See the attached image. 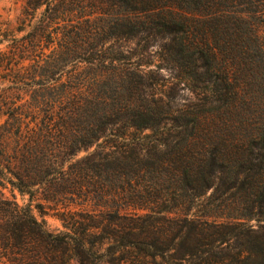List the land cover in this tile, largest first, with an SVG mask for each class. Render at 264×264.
I'll list each match as a JSON object with an SVG mask.
<instances>
[{
    "label": "trees",
    "instance_id": "16d2710c",
    "mask_svg": "<svg viewBox=\"0 0 264 264\" xmlns=\"http://www.w3.org/2000/svg\"><path fill=\"white\" fill-rule=\"evenodd\" d=\"M258 1L24 0L20 22H35L27 41L46 37L62 42L66 56L75 58L72 67L84 63V69L95 67L110 76L101 74L98 80L95 75L83 88L70 81L77 72L62 81L57 69L51 98L41 101L50 121L40 126L34 112L41 103L8 105L9 112L4 110L5 96L0 97V116H6L0 124V264L4 258L6 264H72V259L79 264H141L144 258L153 264H264V138L256 127L248 137L236 136L238 128L246 133L250 123L233 117L236 111L240 116L243 107L246 114L249 110L238 82L249 65L241 61L249 54L243 14ZM3 31L0 42L10 36ZM124 36L157 37L162 57L192 78L201 90L200 103L212 105L213 119L219 118V123L204 127L185 110L181 115L183 109L169 111L167 106L163 111L162 99L153 106L140 99L153 91V84L144 82L149 71L137 67L132 72L110 52L112 41ZM107 38L110 44L105 46L102 40ZM57 53L51 50L54 64ZM11 66L19 69L12 82L23 84L21 63ZM167 113L173 116L161 115ZM210 130L221 136L214 139L212 150L194 152L192 136L197 131L209 135ZM224 131L229 138L222 137ZM93 145L98 150L74 159L79 150ZM64 181L73 184L66 193L81 196L88 182L97 200L108 196L116 204L115 214L124 208L125 213L117 214L114 232L108 231L107 221L98 233L115 243L103 254L87 245L97 241L85 239L98 235L92 232L96 226L53 234L33 215L29 203L16 200L15 191L27 195L28 202L39 193V200L49 203L53 188L56 202L66 198L58 191ZM207 190V203L199 207L223 216L215 213L209 219L206 209L189 213L190 202ZM175 192L182 213L170 217L171 205L178 206ZM39 200L35 207L44 213ZM129 207L132 211H126Z\"/></svg>",
    "mask_w": 264,
    "mask_h": 264
},
{
    "label": "rangeland",
    "instance_id": "374dc122",
    "mask_svg": "<svg viewBox=\"0 0 264 264\" xmlns=\"http://www.w3.org/2000/svg\"><path fill=\"white\" fill-rule=\"evenodd\" d=\"M93 3V2H91ZM97 2L94 4L96 5ZM24 5V0H0V31L3 29L6 34H9L8 40H4L0 42V53H4V55H0V97L5 96L6 101L4 102V110L8 105L16 106L22 103H29L32 105H39L41 101L47 98H51V86L53 83V78L56 76L54 74L57 69L62 72L63 78L62 81L67 80V75L76 73L75 79H70L72 85H80L86 87L88 83L92 82L95 78L98 80L102 79L104 76H110V73L101 71L100 69H95L93 67L85 68L84 63H80L79 67H72V59L69 56H66L65 49L62 47L64 43L59 41H51L50 38L46 37H38V40L33 42L27 41L28 33L32 32L34 29L35 22L28 24V21L25 23H21V19L23 15L21 14L22 7ZM99 7H105V5L98 4ZM245 8V7H244ZM246 14V15H245ZM246 17L247 24L245 31V37L248 38L246 41L248 44L249 54L245 53L242 61V64L249 63L243 69V80L241 81L238 77V82H241L242 95L245 96L244 99L247 103H249V110L246 114V110L244 107L242 108L239 114L233 115V117H242L249 121V125L247 126V131L244 133L242 129H237V135L250 136L251 133H255L254 127L259 128L262 133L261 136L264 138V2L263 0L258 1L256 7L254 5L250 6V9L246 13L243 14V17ZM41 33V32H40ZM256 33L257 38L253 36ZM15 38V41L11 38ZM138 37V36H137ZM129 38L128 36H124L114 42L113 48L110 49V52L120 58L117 62L124 66L131 67V71L134 72L137 67L148 72L149 77H144V82L148 84L151 83L152 90L148 92L142 93L143 95L139 96L140 99H147V102L152 106L155 104L156 100L162 99L163 111L164 109L170 110H181V115L185 110L186 115L189 117H198V124H201L204 127H212L213 122L218 124L220 119L215 117L213 119L212 116V108L208 105L203 106L200 103V91L193 84L192 78H186L183 70L174 66L173 62L169 60L167 57L163 58L159 45L160 40L157 37L153 39L143 40L142 37ZM140 38V39H139ZM255 38V39H254ZM105 46L110 44L108 38L102 40ZM136 43H138L136 45ZM250 45V46H249ZM21 46V48H20ZM60 46V47H59ZM138 46L141 50L140 53H136ZM255 46L258 51H255ZM238 47V45H236ZM16 48V49H15ZM56 48L57 54L54 57V60L58 61V63L54 64L52 62V58L54 54H51V50ZM15 49V50H14ZM240 50V47H239ZM261 50V51H260ZM15 53L14 56L11 55ZM10 55V56H8ZM19 62L23 66L21 71V75H23V84L17 83L14 84L12 79L15 76V71L19 69H13L10 67L11 64ZM157 66V67H156ZM257 76V77H256ZM256 77V78H255ZM22 79V78H21ZM243 84V85H242ZM245 89V90H244ZM146 90V89H145ZM246 91V93H245ZM148 93H153V96H148ZM39 102V104H38ZM138 103L135 100V103ZM7 105V106H5ZM41 109L36 110L35 122L38 126L41 125V122L47 123L50 121V111L46 110V106H43L41 103ZM24 109V108H23ZM5 111H9L5 110ZM227 113V112H225ZM235 113V111H234ZM164 117L173 116L170 113L161 114ZM231 116L230 114L225 115L226 117ZM31 115H29L24 122L30 120ZM49 117V119H48ZM6 116H0V124L4 121ZM231 118V117H230ZM42 123V126L44 125ZM30 125H34L30 123ZM223 133L224 138H229L227 131L221 132ZM132 136H130L131 138ZM194 137L193 143L191 144L192 150L194 152H198L203 148L207 150H212V146L214 144V139L217 137H221L216 134V132L211 134V130L209 135L201 133L197 131L196 136ZM208 137V138H207ZM212 137V138H210ZM240 138V137H239ZM242 138V137H241ZM176 139L171 140V145L175 144ZM12 141L10 142L9 147L12 146ZM98 150L96 145L91 146L86 150H79L76 153L74 159H79L89 153ZM67 163L65 164V170H68ZM166 178V176H165ZM174 183V181H172ZM71 181H64L61 183V186L58 187V191L63 193L68 191V187H72ZM168 185V183L166 184ZM175 185V184H174ZM65 186V189H64ZM84 187H87L82 190L81 196H77L76 194L66 193V198L60 196L59 200L56 202H52V195L56 193V190L51 188V202L47 203L41 199V195L37 193L34 198L35 200L28 202L27 195H20L15 191V197L17 202L20 205L29 203L31 206V211L33 215L39 220L44 222L45 228L53 234L56 233H64L66 231L69 232V229L74 231H82V228L86 224L96 226L93 228V234L99 233L102 229L105 228L107 221L109 223L108 231L114 232L116 228H118L117 214L125 213L124 208H122L117 214L116 212V204L111 200L104 197L102 200L98 199L97 196L92 192V185L88 182L84 183ZM174 187V186H173ZM179 187V186H178ZM210 191L207 190L206 193L199 197L196 201H191L193 206L189 213L191 214H199L201 211L199 209L204 210L205 213H208L209 219L216 216H223L224 212H215L213 210H208V208L199 207L200 204L205 205L207 203V197L210 196ZM5 195L10 198V193L8 190H5ZM175 203L178 206H172L171 202H168L172 207L171 216H179L182 213L180 209L181 200H179L178 192H175ZM178 197H177V196ZM39 197V198H37ZM37 199L43 204L44 213H40L35 207L37 203ZM120 202V201H119ZM117 202V205L120 204ZM132 211L129 207L126 211ZM200 211V212H199ZM231 210H228V212ZM141 213V211H139ZM176 213V214H175ZM227 213V212H226ZM227 215V214H226ZM231 216H234L232 212ZM166 225V224H165ZM164 225V227H165ZM98 226V227H97ZM76 227V230H75ZM107 228V227H106ZM104 237V234L98 235H87L85 236L86 241H97L93 245H89L92 252L95 254H103L104 249L108 244H114L113 240L109 237ZM101 240V241H100ZM100 241V242H99ZM107 260V259H105ZM159 260V258H157ZM4 264H6V258L2 259ZM145 262V263H143ZM72 264H79L75 259H72ZM10 264V263H8ZM104 264H109L105 262ZM135 264V263H134ZM141 264H153L151 258H144Z\"/></svg>",
    "mask_w": 264,
    "mask_h": 264
}]
</instances>
